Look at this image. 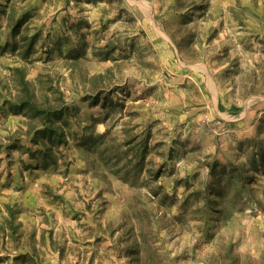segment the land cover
<instances>
[{"label": "rangeland", "instance_id": "obj_1", "mask_svg": "<svg viewBox=\"0 0 264 264\" xmlns=\"http://www.w3.org/2000/svg\"><path fill=\"white\" fill-rule=\"evenodd\" d=\"M4 4L41 34L27 57L0 49V108L22 67L59 88L73 135L27 169L4 147L24 117L0 112V223L15 205L20 239L0 264H264V0ZM0 25V48L20 43Z\"/></svg>", "mask_w": 264, "mask_h": 264}, {"label": "trees", "instance_id": "obj_2", "mask_svg": "<svg viewBox=\"0 0 264 264\" xmlns=\"http://www.w3.org/2000/svg\"><path fill=\"white\" fill-rule=\"evenodd\" d=\"M29 13L25 12L18 16L14 9L10 10L8 4L0 5V23L5 21L6 26L11 31V36L18 39L20 43L6 44L2 51L9 50L15 52L19 49L21 54L25 57L34 54L35 46L40 38V31H36L32 36L28 33L30 29L28 25ZM79 25V24H78ZM3 28L0 25V30ZM80 30V28H78ZM55 46L60 47V43L55 41ZM106 47V46H105ZM103 52V51H102ZM101 52V53H102ZM77 53V54H76ZM70 57L73 59L74 64L80 62V53L78 50L71 49L69 51ZM105 59L109 57V52L103 54ZM16 80H14L16 87V95H10L9 99H4L0 112L3 116H22L24 120L21 123V128L8 136L9 144L5 147L6 156L10 157V153L17 150L23 154H27L31 160H36L37 163L34 166L30 164L26 165L27 169H46L49 166H56L62 152L59 150L62 146L67 147L69 145V137H72L71 131V119L73 113L71 109L66 107L63 100V94L59 91V88H55L51 94L55 98L52 100L48 94H43L40 86L37 87L35 81L32 82L27 79L26 71L22 67H16L13 69ZM34 84V85H33ZM43 85V82H40ZM58 97L56 98V96ZM100 97L95 96L93 103L96 104ZM149 134V141L150 139ZM142 141L141 150L138 153L139 166L144 163L147 153V145ZM24 142V144L22 143ZM129 144V143H128ZM106 149L101 148L96 156V159H104L111 161L110 156L105 155ZM264 159V158H263ZM7 216L3 219V223H0V232L2 238H0V244L3 242V238L10 236L17 242L20 241L18 235V226L15 224L16 214L18 213L15 205H8ZM26 252L14 256L15 261L21 260L23 264H38L36 253L29 257ZM29 257V258H28Z\"/></svg>", "mask_w": 264, "mask_h": 264}, {"label": "crops", "instance_id": "obj_3", "mask_svg": "<svg viewBox=\"0 0 264 264\" xmlns=\"http://www.w3.org/2000/svg\"><path fill=\"white\" fill-rule=\"evenodd\" d=\"M6 206H7V204H5ZM19 221H21V224H22V220H19ZM8 237V236H7ZM9 262H11V260H9Z\"/></svg>", "mask_w": 264, "mask_h": 264}]
</instances>
